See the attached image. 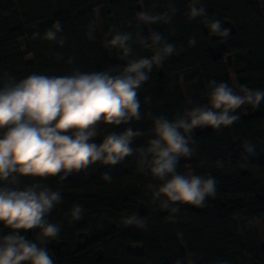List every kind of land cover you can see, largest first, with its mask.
Masks as SVG:
<instances>
[{
  "label": "trees",
  "instance_id": "1",
  "mask_svg": "<svg viewBox=\"0 0 264 264\" xmlns=\"http://www.w3.org/2000/svg\"><path fill=\"white\" fill-rule=\"evenodd\" d=\"M199 6L206 16L189 19L188 0H0V85L31 73L118 74L131 58L152 54L145 46L150 41H141L153 31L176 48L137 89L140 119L100 125L93 138L99 143L110 131L138 129L131 156L113 166L89 165L65 179L61 174L19 179L21 187L40 183L61 193V202L48 214L50 222L60 225L57 237L46 242L55 264H175L178 259L183 264H264L255 228L256 221L264 227V100L243 105L245 117L237 109L230 126L194 130L193 155L181 158L177 171L216 179V193L203 207L180 206L174 214L162 209L147 187L158 182L139 165V150L152 137L153 118L175 119L191 107L207 106L210 81L233 87L228 69L239 92L242 87L264 89V0H200ZM140 12L161 19L143 23L137 19ZM96 15L106 42L117 32L130 34L128 56L118 47L104 48ZM57 20L62 24L57 40H45L44 32ZM208 20H220L228 34L210 33ZM20 39L26 41L29 63L22 57ZM249 144L255 151L245 155ZM106 170L111 180L103 179ZM74 203L83 209L79 221L68 217ZM132 214L142 217L145 227L123 222ZM35 233L22 234L32 239ZM133 245L140 250L133 251Z\"/></svg>",
  "mask_w": 264,
  "mask_h": 264
},
{
  "label": "clouds",
  "instance_id": "2",
  "mask_svg": "<svg viewBox=\"0 0 264 264\" xmlns=\"http://www.w3.org/2000/svg\"><path fill=\"white\" fill-rule=\"evenodd\" d=\"M188 3L189 19L206 16L200 0ZM137 19L154 23L161 17L140 12ZM207 29L221 36L229 32L220 20H208ZM61 30L57 20L43 38L57 40ZM130 38L129 33L117 32L106 47H118L123 56H128ZM141 42L153 49L152 54L131 58L115 75L108 71L64 76L31 73L0 85V264H55L46 242L57 237L60 225L50 222L48 214L61 202V193L40 183L21 187L19 179L37 180L57 174L65 179L89 165H117L133 154V140L141 133L131 126L108 132L99 143L93 138L100 125L116 127L140 119L137 89L149 79L154 66L176 51L159 32H150ZM209 88L207 106L191 107L175 119L154 117L152 137L139 150V165L147 167L158 182L147 186L151 199L173 214L180 206L203 207L206 198L216 193L214 177L177 171L179 160L193 155L194 130L230 126L238 118L237 109L258 106L264 100V89L242 87L238 93L228 83L217 81H210ZM254 151L249 144L243 153ZM103 179H112L109 171L103 172ZM82 214V206L74 203L68 217L79 221ZM123 222L138 228L146 224L137 214L124 217ZM28 230H36L35 238L22 234ZM175 264L183 262L178 259Z\"/></svg>",
  "mask_w": 264,
  "mask_h": 264
},
{
  "label": "rangeland",
  "instance_id": "3",
  "mask_svg": "<svg viewBox=\"0 0 264 264\" xmlns=\"http://www.w3.org/2000/svg\"><path fill=\"white\" fill-rule=\"evenodd\" d=\"M258 1H259V0H258ZM50 2L52 3V0H50ZM137 5L139 6V3H138V2H137ZM259 7H260V9H261V5H260V3H259ZM52 9L54 10L53 7H52ZM96 22H97L98 31H99V33H100V37H101V40H102L103 46H104V48H106L105 37H104V35H103L102 28H101V25H100V21H99V18H98L97 15H96ZM18 44H19V48H20V50H21L22 57H23L24 61H25L26 63L31 62L32 59H31V56L28 54V51H27V44H26L25 39H20V40L18 41ZM107 54L109 55V52H108V51H107ZM229 62H230V61H229V58H228V57H225V58H224V63H225V65H226V67L229 66ZM228 74H229L230 81H231V84H232V86H233V89L239 93V90H238V88H237V86H236V83H235L234 75H233V73H232L229 69H228ZM177 77L180 79V89H181V93H182V96H183L184 102H185L186 106L189 107V101H188V98H187V96H186V93H185V90H184V88H183V85H182V83H181V75L178 74ZM240 111H241V115H242L243 117H245V116H246V112H245L243 106L240 108ZM195 131L198 132L199 129H196ZM97 165H99V163H97ZM255 228H256V232H257V234H258L259 242H260L261 247H262V246L264 245V227H263V225H262L261 222L256 221V222H255ZM83 237H84V236H82V238H81L80 244H82V243L84 242V238H83ZM130 248H131L133 251H139V250H140L139 245H133V246H130Z\"/></svg>",
  "mask_w": 264,
  "mask_h": 264
},
{
  "label": "crops",
  "instance_id": "4",
  "mask_svg": "<svg viewBox=\"0 0 264 264\" xmlns=\"http://www.w3.org/2000/svg\"><path fill=\"white\" fill-rule=\"evenodd\" d=\"M262 247L264 248V245Z\"/></svg>",
  "mask_w": 264,
  "mask_h": 264
}]
</instances>
